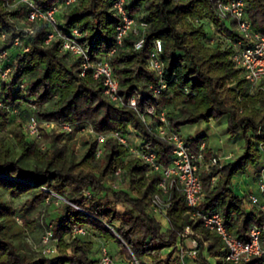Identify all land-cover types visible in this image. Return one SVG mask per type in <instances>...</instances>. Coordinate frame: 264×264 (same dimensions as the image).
Wrapping results in <instances>:
<instances>
[{
    "label": "trees",
    "instance_id": "trees-1",
    "mask_svg": "<svg viewBox=\"0 0 264 264\" xmlns=\"http://www.w3.org/2000/svg\"><path fill=\"white\" fill-rule=\"evenodd\" d=\"M32 1L46 9L63 0ZM115 1L75 0L62 10L60 29L63 33L71 27L79 30V44L92 62L107 58L118 82L121 105L106 98L102 79L94 78L91 69L81 75V59L60 51L59 40L43 43L48 33L45 23L18 26L19 18L25 16L24 5L9 9L7 0H0V35L5 34L0 50H8L3 66L14 62L20 69L9 83L0 82V126L9 119L11 107L27 103L39 120L68 122L74 130L88 126L98 133L133 132L139 137L142 151L155 152L157 160L166 164L172 158L173 146L156 134L161 111L175 132L186 124L224 118L230 135L242 134L244 150L234 160H219L199 169L203 198L195 210L207 213L218 209L227 228L248 239V226L261 220V212L255 205L246 207L247 194H236L231 181L236 172L257 163L264 154V83L250 89L243 72L234 65V42L240 38L235 20L220 17L219 0H130L127 13L147 22L142 48L136 50V36L130 32L116 45L120 18L113 9ZM244 2L253 30L264 35V0ZM203 21L213 25L215 37L206 32ZM16 37L28 44L27 51L20 53L11 46ZM157 38L163 47L161 79L148 67L152 42ZM112 48L114 52L108 55ZM23 79L25 83L20 87ZM161 81L165 88L158 92L149 88L160 87ZM141 90L144 94L140 96ZM131 97L135 107L127 104ZM148 107L156 115L144 121L142 115ZM21 127L19 124L13 132L19 155L13 156L10 149L0 154V191L10 196L28 193L30 198L16 210L0 195V264H99L89 253L92 244L82 237L84 233L72 232L78 226L84 230L88 226L103 238L116 240L127 258L134 257L138 264H176L179 233L185 225L209 243L205 247L199 240L197 263L206 264L207 254L217 258L216 264H233L223 259L220 236L193 214L194 208L186 205L174 182L169 185L163 226L152 204L154 196L160 194L159 172L116 139L108 138L95 158L97 142L93 133L86 135L76 149L62 141V133L44 132L38 139H27ZM200 141L205 140L201 136L188 138L186 149L196 152ZM211 155L206 150L205 160ZM118 167L126 178V188L104 184ZM212 176H216L214 181ZM109 189L112 201L102 196L86 203L88 197ZM56 196L62 212L48 227L56 240V253L30 256L18 242L25 237V226L31 227L30 215L36 206ZM118 202L125 205L120 214L116 210ZM257 259L252 256L237 264H252Z\"/></svg>",
    "mask_w": 264,
    "mask_h": 264
},
{
    "label": "built area",
    "instance_id": "built-area-1",
    "mask_svg": "<svg viewBox=\"0 0 264 264\" xmlns=\"http://www.w3.org/2000/svg\"><path fill=\"white\" fill-rule=\"evenodd\" d=\"M13 5L23 4L25 7V19L29 24L35 22H42L48 26V33L44 38L43 43L48 45L52 41H60V51L66 53L71 58L81 59V75L83 76L88 69L92 70L94 78H101L104 87V94L106 98L115 105H121L122 102L118 96V82L113 76L112 68L107 60L103 58L97 61H91L90 56L85 54L83 48L79 44L81 33L75 27H71L67 33H63L60 29L62 20L60 14L67 6L75 2V0H63L50 8H40L34 4L32 0H11ZM130 0H116L113 4V9L120 18V23L116 26V45H119L122 38L129 32L136 36L134 49L139 50L142 48L144 37L147 29V22L137 19L129 15L126 11V6ZM7 7L9 1L6 3ZM217 9L222 19L228 17L235 20V27L239 34V39L234 42L235 52L232 55L234 65L239 68L248 82L250 89L257 88L261 82L264 83V35L255 32L252 28L250 20L246 16L244 0H219L217 2ZM5 39V34L0 35V43ZM12 47L19 49L20 53L28 50L29 46L20 38H14ZM112 48L108 55L114 52ZM163 47L160 39H154L152 47L148 56V67L155 75L161 79L163 71V63L160 58ZM8 55V50H0V82L9 83L15 72H20L14 62L10 65L3 66V61ZM24 79L21 80L20 87L24 85ZM160 87L149 86L153 92H158L160 89L165 88V83L160 82ZM144 94V90L140 91V96ZM127 104L135 107L136 102L134 97L127 100ZM2 105L0 98V106ZM15 108H10L13 112ZM156 115L152 107H148L145 114L142 115L143 120L147 121V117ZM159 124L156 127V134L163 140L172 144V158L163 164L157 160L155 152L142 151L140 143H130V135H123L118 131L108 133L94 132L92 128L85 126L81 130H87L93 133L97 149L95 151V158H98L103 150L105 141L108 138H114L119 144L125 145L130 153L139 157L146 162L152 170L159 172V180L157 186L160 190L159 195H155L152 204L153 210L163 212L164 206L167 204L169 185L171 182L176 183L181 189L185 203L187 206L194 208L193 214L199 215L202 219L203 225L210 231L218 234L224 244L223 259L233 264L241 261H247L252 256L258 259L252 264H264V177L258 179V189L262 193V199L254 193L248 194V206L255 205L261 212V220L259 222L251 223L248 226L247 234L248 239H242L231 232L223 220L221 212L216 209L207 213H199L195 207L203 198L202 182L198 175L200 168L207 166L211 163H216L219 160H229L230 155L219 157L212 154L208 160H205L204 153L207 150L205 141H200L197 145L196 152H190L186 149L185 141L182 140L178 133L173 131L166 120L164 112L158 115ZM55 130L62 134H70L74 130L71 123H56L48 120H39L34 111L27 117L26 123L23 127L24 134L30 139H38L44 132ZM121 173L118 167L114 170V175L117 176ZM216 176H212L214 181ZM73 233H85L83 227L78 226L72 230ZM180 241L177 244L176 264H187V260H196L199 252V240L203 241L205 247L209 246L208 241L195 232L189 225H185L183 231L179 233ZM54 240L51 229L47 228L42 235V249L44 254H53L55 252V245L52 243ZM135 264H138L136 259L132 257ZM99 264H114L110 254L103 249L99 259Z\"/></svg>",
    "mask_w": 264,
    "mask_h": 264
},
{
    "label": "rangeland",
    "instance_id": "rangeland-1",
    "mask_svg": "<svg viewBox=\"0 0 264 264\" xmlns=\"http://www.w3.org/2000/svg\"><path fill=\"white\" fill-rule=\"evenodd\" d=\"M9 1L8 8H13V2ZM25 11V10H24ZM25 16L19 18L18 26L23 28L30 27ZM204 28L209 35L216 36V31L213 28V25L207 21H203ZM224 44H228L227 42H223ZM1 89V84H0ZM171 109V108H168ZM32 107L27 103H22L15 107L14 111L9 114V119L4 122L0 126V154L3 155L7 150H12L15 157L19 155V149L17 147L16 141L13 136V132L17 128L19 124L22 125L21 130L22 134L29 139L23 131V127L27 120V113L31 112ZM26 114V115H25ZM57 132L55 130H52ZM59 133V132H57ZM178 136L187 141L188 138H195L197 136L203 137L206 142L207 150L211 153H214L218 156H224L225 154H231L230 160L236 159L240 156L244 150V139L241 133H237L232 136L227 131V124L224 118L219 120L210 119L208 121H199L193 124H186L179 128L177 132ZM89 132L87 130H73L70 134H62V141L66 143H70V145H74L75 148L79 146V142L88 135ZM138 136L134 135L133 132L130 134L129 141L130 143L138 144ZM258 161H263L259 167L251 168L250 174L253 176L251 179L248 177L247 170L238 171L232 176L231 187L234 192L240 196L246 194L248 191V181H250L251 188L254 193L260 196L258 190L256 189L258 177H260V170L264 167V154ZM257 161V162H258ZM95 163V161H94ZM97 163V162H96ZM95 163V164H96ZM97 165V164H96ZM257 179V180H256ZM243 180L245 181V186L243 184ZM106 186H110L114 189L126 188V178L124 174L121 172L119 175H111L104 182ZM0 195L4 202L12 205L16 210L20 208L23 202L30 198V194L23 193L19 196H10L6 192L0 191ZM103 199H107L112 201V193L111 189L107 191H101L96 196H91L86 199V203L89 202L91 198L95 199L97 197H102ZM61 201L58 196L55 198L48 197L44 199L36 208L33 210L30 218L32 220L31 227L28 225L25 226V237L22 241L18 242L20 248L25 251L30 256H37L42 253V235L44 231L49 227L50 222L56 220V218L61 214ZM247 206V204H246ZM125 205L122 202H118L116 204L117 213L120 214L123 212ZM249 207V206H248ZM153 213L159 218L163 226H166V218L163 216V212H157L153 210ZM17 216V215H16ZM18 222H21V219L17 216ZM114 223L117 225L118 221L115 220ZM86 232L82 234V237L85 240H89L92 244V248L90 249V255L99 259L103 249H105L113 259L114 264H135L133 260L128 259L125 255L123 246L118 243L116 240L109 238H103L101 235L97 234L94 230L85 226ZM52 243L56 247V240H53ZM56 253L53 252V254ZM207 257L206 264H216L217 258L215 256H209L205 254ZM148 261L149 259L146 258ZM188 264H201L197 263L196 260L188 261Z\"/></svg>",
    "mask_w": 264,
    "mask_h": 264
},
{
    "label": "crops",
    "instance_id": "crops-1",
    "mask_svg": "<svg viewBox=\"0 0 264 264\" xmlns=\"http://www.w3.org/2000/svg\"><path fill=\"white\" fill-rule=\"evenodd\" d=\"M206 147H207V145H206ZM212 154H214V153H212ZM225 155H230L231 156V154H225ZM219 157H222V156H219ZM263 164V161H258L257 163H255V164H250V165H248L247 166V168H246V170H247V172H248V177L251 179L253 176L250 174V169L251 168H255V167H259V165L260 164ZM260 175L261 176H263L264 177V167H262V169L260 170ZM260 176V177H261ZM260 177H258V179L260 178ZM257 180V179H256ZM243 184H244V186H245V181L243 180ZM248 191L246 192V194H247V196H248V194L249 193H254V191H253V189L251 188V185H250V181H248ZM256 189L258 190V192H259V194H260V196H258L259 197V199H262V193L259 191V189H258V181H257V185H256ZM255 194V193H254ZM248 206V205H247ZM246 206V207H247ZM188 261H190V260H187V264H188Z\"/></svg>",
    "mask_w": 264,
    "mask_h": 264
}]
</instances>
